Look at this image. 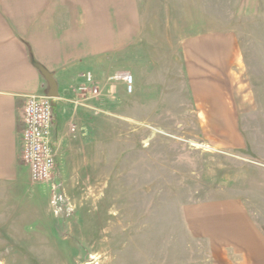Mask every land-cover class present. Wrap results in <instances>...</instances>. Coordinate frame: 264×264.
Listing matches in <instances>:
<instances>
[{
	"label": "rangeland",
	"instance_id": "1",
	"mask_svg": "<svg viewBox=\"0 0 264 264\" xmlns=\"http://www.w3.org/2000/svg\"><path fill=\"white\" fill-rule=\"evenodd\" d=\"M142 6L157 56L136 61L148 68L145 82L133 69L130 92L108 80L128 72L123 59L92 70L99 96L63 103L72 143L87 155L47 182H31L25 165L16 180H0V264H238L229 232L245 216L264 232V0ZM206 29L236 35L239 148L203 138L177 61L164 51Z\"/></svg>",
	"mask_w": 264,
	"mask_h": 264
},
{
	"label": "crops",
	"instance_id": "2",
	"mask_svg": "<svg viewBox=\"0 0 264 264\" xmlns=\"http://www.w3.org/2000/svg\"><path fill=\"white\" fill-rule=\"evenodd\" d=\"M149 3L150 0H0V180H16L17 169L24 166L20 135L26 97L48 94L51 89L39 67L51 77L56 92L52 100L54 174L62 176V167L72 157L87 155L79 139L75 141L80 144L77 147L72 143L63 103L75 98L81 72L114 68L123 59L127 71L135 70L137 81L142 77L141 83L145 82L148 68L143 64L141 70L136 61L145 62L148 53L151 62L157 58L150 47L153 33L146 23L149 11L142 6ZM164 46V51L177 61L175 73L183 80L189 94L187 102L193 107L203 138L212 143L216 137L220 142L227 140L229 143H221L223 146H242L238 105L232 102L233 84L240 77L236 35L206 29ZM141 53L143 56H139ZM75 110L71 108L69 115ZM218 144L213 147H223ZM226 237L238 264H264V232L248 216L240 219L238 230L230 231Z\"/></svg>",
	"mask_w": 264,
	"mask_h": 264
},
{
	"label": "built area",
	"instance_id": "3",
	"mask_svg": "<svg viewBox=\"0 0 264 264\" xmlns=\"http://www.w3.org/2000/svg\"><path fill=\"white\" fill-rule=\"evenodd\" d=\"M82 81L75 88L74 105H85L84 101L99 96L100 90L94 75L87 70L81 72ZM120 78L128 92L132 90L133 77L129 72L108 77V80ZM53 98L48 94H30L26 97L20 135V158L28 169L29 179L33 183L49 181L55 173L56 160L52 141V124L54 110ZM74 131L73 126L70 128Z\"/></svg>",
	"mask_w": 264,
	"mask_h": 264
},
{
	"label": "water",
	"instance_id": "4",
	"mask_svg": "<svg viewBox=\"0 0 264 264\" xmlns=\"http://www.w3.org/2000/svg\"><path fill=\"white\" fill-rule=\"evenodd\" d=\"M39 69L41 70V72H42L43 74H45V76L47 77V79H48V81H49V83H50L51 89H50V91L48 92V95H49L50 97H52V98H55V97H56L55 86H54V83H53L52 80H51V77H50L49 75H47V74L45 73V71H44L41 67H39Z\"/></svg>",
	"mask_w": 264,
	"mask_h": 264
},
{
	"label": "trees",
	"instance_id": "5",
	"mask_svg": "<svg viewBox=\"0 0 264 264\" xmlns=\"http://www.w3.org/2000/svg\"><path fill=\"white\" fill-rule=\"evenodd\" d=\"M52 107H53V110H54V105H53V103H52ZM53 121H54V116H53Z\"/></svg>",
	"mask_w": 264,
	"mask_h": 264
}]
</instances>
